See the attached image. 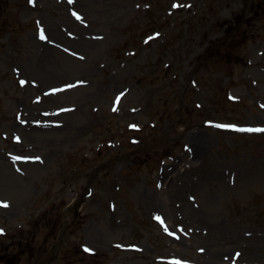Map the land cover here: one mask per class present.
<instances>
[{"label": "rangeland", "instance_id": "obj_1", "mask_svg": "<svg viewBox=\"0 0 264 264\" xmlns=\"http://www.w3.org/2000/svg\"><path fill=\"white\" fill-rule=\"evenodd\" d=\"M249 128L264 0H0V264H264Z\"/></svg>", "mask_w": 264, "mask_h": 264}, {"label": "snow or ice", "instance_id": "obj_2", "mask_svg": "<svg viewBox=\"0 0 264 264\" xmlns=\"http://www.w3.org/2000/svg\"><path fill=\"white\" fill-rule=\"evenodd\" d=\"M30 3H34L35 0H29ZM174 6H179V4H176ZM75 15H77V18H80L79 17V14L78 13H74ZM40 35H41V38H46L44 36V33H43V29H41V32H40ZM158 35V34H157ZM152 37H149V39H151ZM65 87H68V85H66ZM123 95V94H121ZM119 100V97H117V101ZM221 127H237L235 125H220ZM133 127H135V125H133ZM249 131H252V130H256V131H264V128H256V129H247ZM17 139H19V137H17ZM35 159H40L39 157H35ZM0 206H4V207H7L8 206V202L7 201H0ZM157 219H161L159 216L157 217ZM161 223H163V220H161ZM165 230L167 231V226H165ZM4 230L3 229H0V232H3ZM173 235H175V233H172ZM89 251H91V249H88ZM237 255H239V253H237Z\"/></svg>", "mask_w": 264, "mask_h": 264}, {"label": "trees", "instance_id": "obj_3", "mask_svg": "<svg viewBox=\"0 0 264 264\" xmlns=\"http://www.w3.org/2000/svg\"><path fill=\"white\" fill-rule=\"evenodd\" d=\"M8 261V264H10L11 261H9V259H6Z\"/></svg>", "mask_w": 264, "mask_h": 264}]
</instances>
